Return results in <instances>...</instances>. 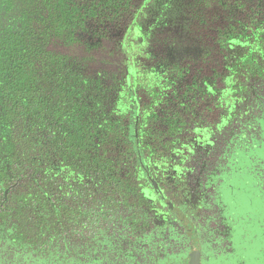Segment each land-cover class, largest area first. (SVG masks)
Instances as JSON below:
<instances>
[{
  "label": "flooded vegetation",
  "instance_id": "flooded-vegetation-1",
  "mask_svg": "<svg viewBox=\"0 0 264 264\" xmlns=\"http://www.w3.org/2000/svg\"><path fill=\"white\" fill-rule=\"evenodd\" d=\"M157 6L158 0L147 13ZM178 6L174 28L148 31L142 20L140 36L157 35L154 49H146L154 56L137 71L126 67L127 92L114 81L113 68L70 67L76 91L71 121L65 113L52 123L50 105L37 117V103L29 107L16 96L19 81L12 77L18 73L0 64V264H27L30 255L48 250L36 247L44 241L37 211L44 210L43 196L49 210L52 198L68 193L73 178L62 130L72 121L76 171L90 159L98 202L106 180L103 196L111 199L102 210L106 223L95 218L93 245L78 248L80 264H264V0H178ZM201 7L215 13L208 33L195 30V20H207L196 15ZM176 67L186 79L174 83L173 75L170 105L165 100L152 111L150 96L130 87L131 74L151 86L169 80ZM190 76L203 79L183 88ZM125 109L121 122L117 110ZM85 133L91 141L86 151ZM102 137L113 142L108 152ZM256 243L261 253L248 254Z\"/></svg>",
  "mask_w": 264,
  "mask_h": 264
},
{
  "label": "trees",
  "instance_id": "trees-1",
  "mask_svg": "<svg viewBox=\"0 0 264 264\" xmlns=\"http://www.w3.org/2000/svg\"><path fill=\"white\" fill-rule=\"evenodd\" d=\"M155 6L156 0H0V64L4 65L2 70L18 73H15L17 76L12 77L19 81L20 92L18 91L16 96L28 101L29 107L32 103H37L38 106L34 108L37 117L46 115L50 105L52 123L65 113H67V121H71V116L74 117L76 91L71 80L75 77L70 76V67L83 62L87 70L113 68L118 72L114 81L122 88L121 91L127 92L126 67L134 65L137 71L140 63L144 60L149 61L148 58L154 56L146 49L148 45L154 49L152 45L156 40L153 38L157 35L154 33L142 38L141 33L136 34L135 30L141 25L144 15ZM243 8V5L239 6V9L244 11ZM191 14L194 17L193 10ZM214 14L201 7L196 15H202L207 20L204 24L200 19L195 20V30L208 33L214 28L215 26L211 24L214 22L211 19ZM228 14L226 13L229 22L233 21L234 19ZM246 15L250 20L257 17V14L246 13ZM229 25L233 24L229 23ZM132 42L136 45L133 49L130 46ZM182 71L181 67H176L175 74L169 73V80L165 81L162 77L159 83L152 81L151 86L141 84L142 81L137 76L134 80V75L131 74L130 87L143 89L139 90L141 91L139 94L144 92L147 98L150 96L151 100L148 99L147 104L152 111L160 109L165 104V100L169 105L172 102L170 98V101H167V97L172 95L173 77L177 76L174 83L186 79ZM188 72H191V69ZM202 79V77L199 79L197 76H190V79L183 84V88L195 87L192 81L200 83ZM207 80L204 79L203 82ZM145 87L150 88L145 91ZM121 103L123 104L122 101ZM118 110L117 120L123 122L126 109ZM106 124L109 133L112 134V125L109 122ZM62 132L64 133L62 141L65 144L62 146V154L66 159L65 165L69 168L68 171H72L68 177L73 179L70 180L68 188L66 187L67 195L62 196L61 199L58 196V201L52 198L55 204L49 210L46 197H42L43 202L40 206H43L44 210L40 208L37 214L42 215L43 220L34 224L44 241L36 247H46L48 250H43L35 256L30 255L31 261L27 264H80L83 260L78 248L93 245L96 216L100 225L106 223L102 210L108 208L111 199H107V195L103 196V194L109 180L102 182L106 185L103 184L104 189L100 191V202H98L88 166L90 159L85 156L84 171H76L78 153L76 121L68 122ZM109 137L111 136L107 138ZM89 139L90 137L88 138V134L85 133L84 151H86V143L91 142ZM101 139V147L108 152L113 142L110 144L103 137ZM115 142L117 139L114 140ZM130 150L134 152L133 149ZM101 157L103 162L107 161L109 165L113 161L104 155ZM77 174L84 176L80 183ZM83 185H87L85 193L80 195ZM58 247H68L69 251H59L56 249Z\"/></svg>",
  "mask_w": 264,
  "mask_h": 264
},
{
  "label": "rangeland",
  "instance_id": "rangeland-1",
  "mask_svg": "<svg viewBox=\"0 0 264 264\" xmlns=\"http://www.w3.org/2000/svg\"><path fill=\"white\" fill-rule=\"evenodd\" d=\"M178 0H158V6L156 9L151 10L146 14L144 18V25L146 29L156 30V29H169L174 28L175 25L174 14L178 12ZM158 19V20H157ZM169 25V26H168ZM136 34H139V28L135 30ZM133 45V44H132ZM15 227V226H13ZM9 228V232L14 234V230L17 228ZM262 244L256 243L248 249V254L252 252V255H259L261 253ZM259 260V259H258ZM260 261V260H259Z\"/></svg>",
  "mask_w": 264,
  "mask_h": 264
}]
</instances>
